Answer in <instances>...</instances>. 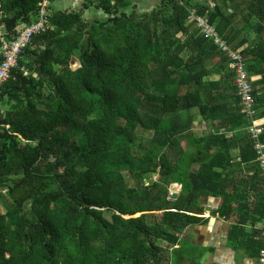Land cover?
<instances>
[{
  "label": "trees",
  "instance_id": "1",
  "mask_svg": "<svg viewBox=\"0 0 264 264\" xmlns=\"http://www.w3.org/2000/svg\"><path fill=\"white\" fill-rule=\"evenodd\" d=\"M40 1L0 0L8 39ZM190 10L241 52L264 119V0H52L53 28L34 34L1 91L0 264H182L198 249L182 235L207 221L210 197L229 244L259 255L251 119L230 56Z\"/></svg>",
  "mask_w": 264,
  "mask_h": 264
},
{
  "label": "built area",
  "instance_id": "2",
  "mask_svg": "<svg viewBox=\"0 0 264 264\" xmlns=\"http://www.w3.org/2000/svg\"><path fill=\"white\" fill-rule=\"evenodd\" d=\"M51 3L52 0H41L39 2V15L37 20L22 26L15 38L8 39L4 32L0 30V104L3 103L1 95L2 87L9 80L13 68L18 65L19 58L34 34L53 28L50 21ZM214 5V2H210V7H213ZM1 16L2 11L0 9V18ZM189 18L196 21L198 27L203 33L212 36L215 42L226 50L231 58L229 67L233 69L237 75L236 81L238 84V94L243 102L242 110L251 119L247 131L255 140V149L258 152L257 160L264 173V143L260 140V136L264 132V119L257 118L259 110L256 108V99L253 95L252 85V81L255 77L247 70L241 52L230 49V47L222 42L218 36L216 28L208 22L206 17L198 15L196 10H190ZM23 69L26 75L29 74V69L25 67ZM4 113L5 107L0 106V117ZM173 185L175 187H171V197L176 195L175 193H178L175 190L176 186H179V189H181L180 184L174 183ZM260 226L263 247L260 249L259 255L254 264H264V221Z\"/></svg>",
  "mask_w": 264,
  "mask_h": 264
},
{
  "label": "crops",
  "instance_id": "3",
  "mask_svg": "<svg viewBox=\"0 0 264 264\" xmlns=\"http://www.w3.org/2000/svg\"><path fill=\"white\" fill-rule=\"evenodd\" d=\"M61 6H69L76 3V0H56ZM201 123V122H198ZM207 128L209 123H204ZM202 126V124H201ZM220 204L216 197H210L206 206L207 221L198 224L191 229L185 231L182 238L191 241L201 251L198 252L199 262L194 259L183 261L182 264H254L257 256L249 254L245 248L236 249L229 244L228 232L231 227V222L221 217L219 213L213 214L212 211ZM262 222H259L256 227H249V230L259 228ZM179 248V244L174 246ZM250 249V248H249ZM192 258H194L192 256Z\"/></svg>",
  "mask_w": 264,
  "mask_h": 264
},
{
  "label": "rangeland",
  "instance_id": "4",
  "mask_svg": "<svg viewBox=\"0 0 264 264\" xmlns=\"http://www.w3.org/2000/svg\"><path fill=\"white\" fill-rule=\"evenodd\" d=\"M133 1V3L135 4H138L139 5V7L140 8H142V9H150L152 6H153V3H154V0H132ZM0 106H4V104L3 103H1L0 104ZM199 124V126L200 127H204V124H203V122L202 123H198ZM201 124H202V126H201ZM207 128H209V126L207 125ZM172 187H175L174 185H172ZM176 192H179L180 191V189H179V186H176ZM175 194H177V193H175ZM207 204H208V202L206 203V206H207ZM187 241V240H186ZM164 245H165V243H164ZM167 245V244H166ZM185 247H186V244H185ZM183 251L184 250H180V253L182 254L183 253ZM199 252V250L198 249H195V252H193V259H194V261L196 262V260H195V257H197L196 256V254ZM180 254V255H181ZM189 255H191V252H190V254ZM199 256V255H198ZM174 257H178V255H174ZM181 259V258H180Z\"/></svg>",
  "mask_w": 264,
  "mask_h": 264
}]
</instances>
